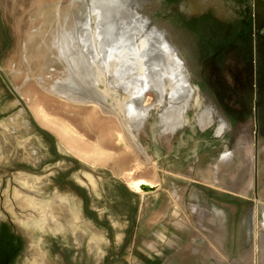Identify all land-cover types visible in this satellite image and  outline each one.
I'll use <instances>...</instances> for the list:
<instances>
[{
  "label": "rangeland",
  "instance_id": "obj_1",
  "mask_svg": "<svg viewBox=\"0 0 264 264\" xmlns=\"http://www.w3.org/2000/svg\"><path fill=\"white\" fill-rule=\"evenodd\" d=\"M76 1L0 0V264H29L30 235L46 225V210L55 235L54 240L42 238L49 259H80L85 239L75 253L78 235L85 231L93 236V224L107 212L113 214V176L125 183L128 175L153 183L156 170L142 136L172 130L160 121V107L149 111L132 129L141 150L137 153L124 136V125H134L124 113V96L108 90L99 107L68 99L65 46L75 37L84 12ZM220 1L200 11L190 27L178 6L192 0H152L156 7L145 6V15L174 31L196 78L193 85L209 97L207 103L195 102L193 95L180 126L195 123L207 108L211 131L216 133L221 118L226 119L217 138L229 155L219 164L213 188L222 193L223 212L258 215L256 221L247 219L246 233L255 237L256 263L264 264V24L257 27L255 15L264 0ZM218 12L227 17L220 19ZM96 22L90 15L92 34ZM144 99L143 106L149 108L155 94L149 92ZM162 106L168 108V100ZM112 110L113 115L106 114ZM236 178L239 188L231 185ZM234 191H239V200Z\"/></svg>",
  "mask_w": 264,
  "mask_h": 264
},
{
  "label": "crops",
  "instance_id": "obj_2",
  "mask_svg": "<svg viewBox=\"0 0 264 264\" xmlns=\"http://www.w3.org/2000/svg\"><path fill=\"white\" fill-rule=\"evenodd\" d=\"M210 127L195 122L144 134L142 145L156 170L154 187L139 194L113 176V214L93 224V236L78 235L75 253L85 239L78 260L49 259L42 238L54 240L55 235L46 210V225L30 235L29 264H257L255 237L247 235L246 222L258 215L223 212L222 193L213 188L225 154ZM233 181L239 188L240 181ZM241 182L245 188V179ZM233 194L240 199L239 191Z\"/></svg>",
  "mask_w": 264,
  "mask_h": 264
},
{
  "label": "bare ground",
  "instance_id": "obj_3",
  "mask_svg": "<svg viewBox=\"0 0 264 264\" xmlns=\"http://www.w3.org/2000/svg\"><path fill=\"white\" fill-rule=\"evenodd\" d=\"M192 1L191 4L182 3L178 6V10L188 20L187 27L194 23L193 20L199 16L200 11L217 7L221 2ZM76 2L84 12L83 20L76 23L75 37L65 46L68 56L65 94L70 100L89 102L95 107H99V101L108 90L124 96L122 105L124 113L134 124L129 127L124 125V136L137 153L141 150L132 129L138 127L141 121L148 117L149 111L160 107L158 110L160 121L174 129L184 123L183 115L193 95L195 102H208L209 97L193 85L196 78L189 73V64L176 44L174 31L162 22H152L145 15V6L150 5L152 9L156 7L152 0ZM90 15H94L97 20L94 34L90 31ZM233 15L239 17L235 12ZM255 15L256 26L263 25L264 5L255 7ZM217 16L220 19L227 17L221 12H218ZM243 74L247 77L245 72H242ZM81 80H84V83L80 86ZM72 86L78 87V91L75 92ZM100 86L106 89L101 90ZM149 92L155 94L156 100L154 105L148 108L142 103L145 94ZM164 100H168V108L162 106ZM106 114L113 115V110ZM196 122L200 126L210 125L211 109L203 111ZM226 125V119L222 117L216 128V136H221ZM117 137L122 147L128 149L121 134L117 133ZM88 150L90 151L89 148ZM228 155L222 157V163L228 160ZM125 179L129 188L139 194L154 187L153 183L133 179L131 175Z\"/></svg>",
  "mask_w": 264,
  "mask_h": 264
}]
</instances>
